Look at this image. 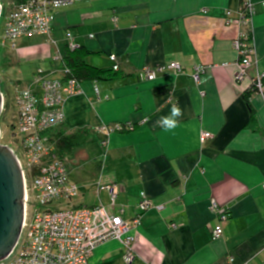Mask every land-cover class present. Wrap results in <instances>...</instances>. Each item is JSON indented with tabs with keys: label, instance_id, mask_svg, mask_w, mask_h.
Listing matches in <instances>:
<instances>
[{
	"label": "crops",
	"instance_id": "obj_1",
	"mask_svg": "<svg viewBox=\"0 0 264 264\" xmlns=\"http://www.w3.org/2000/svg\"><path fill=\"white\" fill-rule=\"evenodd\" d=\"M241 2L80 0L58 11L51 36H43L48 47L32 50L50 64L39 69L52 70L58 67L56 52L69 51L71 32L89 53L86 62L107 72L80 82L82 93L66 100V120L55 133L90 134L71 154H78L75 169L83 162V206L69 207L109 205V191L100 189L107 185L120 189L117 202L127 207V220L139 214L142 194L163 206L141 215L130 264H264V94L250 93V106L246 98L255 78L264 75V0H252L254 63L237 81L233 41L240 26L234 20ZM172 63L182 71L169 69ZM198 67L204 71L195 79ZM145 68L156 72L154 79L145 76ZM173 104L184 116L173 132H164L157 121ZM118 123L135 129L109 137L98 131ZM203 132L211 134L205 143ZM212 199L229 212L219 240L212 238ZM124 255L113 239L98 245L90 262L128 264Z\"/></svg>",
	"mask_w": 264,
	"mask_h": 264
},
{
	"label": "built area",
	"instance_id": "obj_2",
	"mask_svg": "<svg viewBox=\"0 0 264 264\" xmlns=\"http://www.w3.org/2000/svg\"><path fill=\"white\" fill-rule=\"evenodd\" d=\"M3 1L0 0V20L3 19L0 46L15 51L22 38L50 37L58 11L80 0H7L6 7ZM254 14L252 0H242L239 16L234 20L240 26L233 41L239 58L237 81L246 78L254 63ZM67 39L70 51L79 48L71 32H67ZM110 58L117 62L115 55ZM53 60L58 67L49 71L38 69L29 85L15 90L18 114L14 138L18 141L17 149L22 152V158L11 149L19 160L24 177V220L17 244L0 259V264H91L97 246L113 239L123 245L124 260L130 264L136 257L135 229L141 215L153 208L161 210L163 206H155L142 194L136 206L139 214L136 219L127 220V207L118 204L120 189L115 185L100 186V189L109 191V205L62 206L78 196L79 187L70 179L66 160L58 154L55 130L66 120V100L82 91L80 81L71 77L70 69L65 66L64 54L58 50ZM118 68V65L114 66V70ZM168 68L176 73L182 71L178 63H172ZM157 71L162 72L164 68ZM202 71V67L196 68L195 79ZM144 73L148 79L156 76L150 68H145ZM263 81L264 75H258L253 87L264 94ZM134 129L132 123H118L103 125L98 131L109 137L116 132ZM210 137V133L203 132L201 142L205 143ZM2 139L1 133L0 144ZM108 142L106 139L101 143L105 149ZM209 209L217 220L212 238L219 240L224 236L223 225L229 219V212L216 199L211 200ZM172 226L177 227L176 224Z\"/></svg>",
	"mask_w": 264,
	"mask_h": 264
},
{
	"label": "rangeland",
	"instance_id": "obj_3",
	"mask_svg": "<svg viewBox=\"0 0 264 264\" xmlns=\"http://www.w3.org/2000/svg\"><path fill=\"white\" fill-rule=\"evenodd\" d=\"M7 0L3 1L6 7ZM3 34V19L0 20V39ZM48 42L43 36L31 37L28 41L20 40L15 51L9 48H2L0 46V90L3 94V109L0 114V129L3 136L1 144L14 149L17 155L22 158V152L18 150V141L14 138V127L17 124V106L15 102V90L19 86H26L27 80H32L34 71L39 68H47L50 66L49 62L40 59L37 56H32V50L39 49L43 46L48 47ZM50 56L54 54L55 48L51 47ZM27 52L26 59H20L19 54ZM18 55L16 61L15 55ZM32 78V79H31ZM69 155L66 159L68 168L71 170L70 179L78 182L79 193L69 203H62V206H83V162L80 169H75L74 165H78L76 157ZM79 166V165H78ZM82 167V168H81ZM76 180V181H75ZM64 204V205H63Z\"/></svg>",
	"mask_w": 264,
	"mask_h": 264
},
{
	"label": "water",
	"instance_id": "obj_4",
	"mask_svg": "<svg viewBox=\"0 0 264 264\" xmlns=\"http://www.w3.org/2000/svg\"><path fill=\"white\" fill-rule=\"evenodd\" d=\"M3 103L0 90V114ZM24 197V177L19 160L10 147L0 144V259L13 250L20 238Z\"/></svg>",
	"mask_w": 264,
	"mask_h": 264
},
{
	"label": "trees",
	"instance_id": "obj_5",
	"mask_svg": "<svg viewBox=\"0 0 264 264\" xmlns=\"http://www.w3.org/2000/svg\"><path fill=\"white\" fill-rule=\"evenodd\" d=\"M88 55L89 53L82 47H79L74 51L69 50L64 55V63L65 66L70 69V76L76 78L80 82L96 80L101 78L103 74L107 73L97 67L89 65L85 60ZM253 91H257V89L253 87V89L246 95L248 105V97ZM251 112V124L254 125L256 124V119L253 109H251ZM56 137L58 154L62 159L66 160V158L76 149L84 146L88 142L90 134L87 129H79L73 134L59 133Z\"/></svg>",
	"mask_w": 264,
	"mask_h": 264
},
{
	"label": "clouds",
	"instance_id": "obj_6",
	"mask_svg": "<svg viewBox=\"0 0 264 264\" xmlns=\"http://www.w3.org/2000/svg\"><path fill=\"white\" fill-rule=\"evenodd\" d=\"M183 116L184 112L181 107L177 104H173L169 113L160 117V119L157 121V125L164 132H173L179 126Z\"/></svg>",
	"mask_w": 264,
	"mask_h": 264
}]
</instances>
